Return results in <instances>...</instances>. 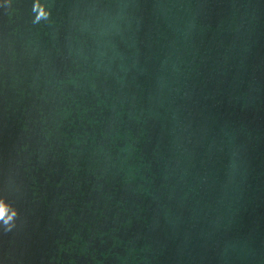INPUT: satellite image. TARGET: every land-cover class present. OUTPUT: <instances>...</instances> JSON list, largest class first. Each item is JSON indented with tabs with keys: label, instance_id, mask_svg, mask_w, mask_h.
Segmentation results:
<instances>
[{
	"label": "water",
	"instance_id": "water-1",
	"mask_svg": "<svg viewBox=\"0 0 264 264\" xmlns=\"http://www.w3.org/2000/svg\"><path fill=\"white\" fill-rule=\"evenodd\" d=\"M0 264H264V0H0Z\"/></svg>",
	"mask_w": 264,
	"mask_h": 264
},
{
	"label": "clouds",
	"instance_id": "clouds-1",
	"mask_svg": "<svg viewBox=\"0 0 264 264\" xmlns=\"http://www.w3.org/2000/svg\"><path fill=\"white\" fill-rule=\"evenodd\" d=\"M16 216H17V212L14 214L13 217L9 219H5V210L3 208H0V221H3V223L7 225L9 228L12 226V222Z\"/></svg>",
	"mask_w": 264,
	"mask_h": 264
}]
</instances>
